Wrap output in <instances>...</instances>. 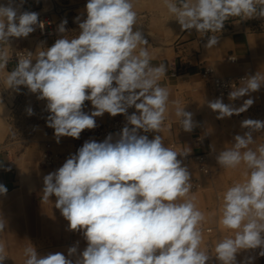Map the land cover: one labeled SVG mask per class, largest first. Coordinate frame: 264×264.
I'll use <instances>...</instances> for the list:
<instances>
[{
  "label": "clouds",
  "instance_id": "9594fccd",
  "mask_svg": "<svg viewBox=\"0 0 264 264\" xmlns=\"http://www.w3.org/2000/svg\"><path fill=\"white\" fill-rule=\"evenodd\" d=\"M22 4L23 0L19 5L15 0L0 4V43L9 45L10 38H26L35 31L38 13L18 12ZM163 5L181 31L195 30L202 37L221 32L229 18H264V0H163ZM85 9L86 19L76 18V37L62 35L35 59L31 52L21 55L5 84L17 92L24 86L47 101L46 126L54 129L57 143L61 137L78 139L83 130L97 127L95 118L105 113L124 114L127 123L115 140L109 134L103 142L85 141L43 178L41 201L56 197L55 207L69 222V230L83 232L86 248L73 261L60 252L39 255L33 246L27 247L24 264H207L211 257L201 249L199 227L205 216L189 195L191 174L177 158L190 151L166 147L161 135L149 139L139 134L160 132L166 119L169 92L158 83L167 73L166 65H151L133 0H87ZM66 24L63 20L58 26L60 34L66 33ZM218 42L210 35L205 47ZM8 59V52L0 49V70ZM262 86L264 74L257 72L233 84L229 100ZM85 101L94 108L90 114L82 110ZM253 103L249 96L237 108L217 98L208 107L218 113L217 119H224L247 111ZM133 106L136 112L128 115ZM27 114L33 115V109L29 107ZM175 115L184 131L193 130V114L178 102ZM241 128L248 131L235 135L231 147L216 156L223 168L243 164L246 169V179L222 196L219 223L235 235L215 245L214 256L221 264H236L242 250L261 248L259 255L264 256V144L250 147L255 144L253 133L264 130V121L244 119ZM6 193L0 184V195ZM4 221L0 219V232ZM76 254L77 246L68 249L69 257ZM6 257L0 243V264Z\"/></svg>",
  "mask_w": 264,
  "mask_h": 264
},
{
  "label": "crops",
  "instance_id": "0c3cea01",
  "mask_svg": "<svg viewBox=\"0 0 264 264\" xmlns=\"http://www.w3.org/2000/svg\"><path fill=\"white\" fill-rule=\"evenodd\" d=\"M51 0H23L18 12L30 11L29 4L34 6L49 5ZM76 4L78 14L72 17L74 30L64 36L72 39L78 35L79 24L76 20L86 19L85 4L87 0H63ZM9 0H0V4L7 5ZM19 5L20 0H15ZM134 10L137 12V26L148 40L147 50L152 57L150 63L153 67L160 64L166 65L167 73L159 84L167 88L169 92L168 109L164 121V131L168 138L180 142L188 154L206 152L211 155V176L201 173L199 182L203 183L205 190L201 195H195L194 203L204 213L205 219L199 227L202 230L201 249L214 256L215 245L218 241L228 236H234V230L224 229L219 223L223 193L236 183H242L245 179V166L242 164L235 169L223 168L218 165L216 156L224 149L231 147L235 135H243L247 129L241 128V123L231 117L217 119V112L208 107V103L214 100L208 84L202 78L204 68L213 67L219 75H233L250 77L257 72L264 74V32H254L244 29L237 23L227 22L221 32L197 33L193 30L181 31L180 25L163 5V0H133ZM43 9L36 10L38 15ZM134 26V31L136 27ZM35 31L26 38H10L9 45L0 43V49L8 52L9 58L19 48H33L35 54L43 47H51L55 40L62 37L40 38L38 24ZM215 35L219 38L218 44L207 49L205 47L208 37ZM40 45L41 49L36 51ZM236 55L238 62L232 64L227 61L229 55ZM35 59V55H34ZM35 61H33L34 63ZM17 63L8 60L5 69L0 70V180L7 188L6 195H0L5 204L16 206L18 202L29 204L27 224L22 220L19 226L6 227L17 232L19 248L25 249L33 246L39 255L60 252L68 259L75 261L77 256L86 248L87 241L82 231L69 230V222L54 210L56 197H50V201H41L43 178L49 173L60 168L70 155L75 154L70 137H61L57 143L54 138V129L46 126V118L50 113L46 109V100L37 99L38 94L31 93L26 87L20 86L19 92L8 89L5 84L6 74L13 70ZM176 68L179 78L172 77V68ZM249 96L254 103L247 111L243 112L245 119L264 121V86L257 92L250 93L229 103L235 107L242 106ZM177 102L185 111L193 114L194 127L191 132H186L178 126V118L175 115ZM32 108L34 114L29 116L27 109ZM91 113L94 108L90 101H85L82 109ZM136 112V109H135ZM138 114V113H137ZM121 114H118L119 116ZM108 113L97 120H105ZM202 136L204 141L197 145L194 138ZM255 149L264 144V130L253 133ZM47 144H51L52 151L59 155V163L56 167L46 169L40 166L39 161L46 150ZM195 164L188 169L193 170ZM199 171V170H198ZM197 180L196 178H194ZM193 179V180H194ZM191 181V183L193 182ZM201 183V185H202ZM213 229L212 233H206L205 229ZM264 235V234H262ZM6 237V235H5ZM16 242V240L14 241ZM77 246L76 256H68V249ZM8 247V246H7ZM13 248L15 245L13 243ZM262 249L242 250L236 254V264H247L248 258L251 264H264V256L259 253ZM213 254V255H212ZM21 260L18 264H24ZM4 264H12V261H4ZM17 264V263H15Z\"/></svg>",
  "mask_w": 264,
  "mask_h": 264
},
{
  "label": "built area",
  "instance_id": "2783aa9c",
  "mask_svg": "<svg viewBox=\"0 0 264 264\" xmlns=\"http://www.w3.org/2000/svg\"><path fill=\"white\" fill-rule=\"evenodd\" d=\"M29 10L30 12H35L36 10H40V7L34 6V4H29ZM72 6H69L68 4H62L59 3L57 0H52L51 8L48 10H42V12L38 15V31L40 38H47L55 36L57 37L59 32L57 31L58 26L63 20H67L66 14L70 12ZM227 22H234L242 26L244 29H249L250 31L254 32H264V18L260 17H253L249 19H242V18H229L225 23ZM43 25L41 27L40 25ZM66 30H69L70 27L68 23L66 24ZM48 48L46 46L43 47ZM28 52L33 53V59L35 55V51L33 48H24L21 47L17 49L9 58L8 60L14 61L18 63V59L21 55L26 56ZM227 61L235 64L238 62V57L236 55H229L227 57ZM172 77L179 78L180 74L178 70L174 67L172 68ZM202 78L204 81L208 84V86L211 89V92L215 99L222 98L223 103L225 104H231L229 103V93L232 90V85H239L241 79L246 78L245 76H233V75H219L217 71L213 67H207L204 68L201 72ZM233 107H235L234 104H231ZM135 112V107H130L127 111V114L130 115ZM235 118L243 121L244 115L240 113L239 115H233ZM127 120L126 116L124 114H121L119 116H107L105 120H97L96 124L97 127L94 129H85L81 132L80 137L78 139L71 138L72 146L75 149V152L78 151L80 147L83 146L85 141H88L90 139H94L97 142H103L106 137L109 134L113 135V140L118 138V134L121 132L122 128L126 125ZM131 127V125H129ZM139 134L141 135H147L149 139L154 138L156 135H161L163 138V143L166 147H170L173 150L182 153L186 152L184 146L175 140H167L163 136V126L161 128L160 132H148L144 133L143 130H140ZM197 145L201 146L203 144V137L198 135L194 138ZM182 161V166H186L187 168L194 163L198 170L202 174H210V168H209V158L208 154L206 152H201L198 154H187L184 155H178L177 157ZM59 155L55 154L51 149V144H47L46 150L43 152L40 164L44 168H54L59 163ZM1 184V180H0ZM193 190L200 189L202 187L201 183L199 182V179L193 180ZM207 232H210V229H205ZM207 264H221L220 261L214 258H210V260L207 262Z\"/></svg>",
  "mask_w": 264,
  "mask_h": 264
},
{
  "label": "rangeland",
  "instance_id": "374dc122",
  "mask_svg": "<svg viewBox=\"0 0 264 264\" xmlns=\"http://www.w3.org/2000/svg\"><path fill=\"white\" fill-rule=\"evenodd\" d=\"M57 1L59 3L68 4L69 6H72L70 12H68L66 14V17H65L67 19V23H68L70 29L67 30L65 34L58 33L59 34L58 37H62V35L66 36V35H69V34H71L73 32L74 26L72 24V19L71 18L78 14L79 10L77 8H75V5H77L78 3H81V2H76V4H73V3H70L69 1L68 2L67 1H63V0H57ZM86 4H87V2H86ZM51 5H52V0L50 1L49 5H47L46 7L41 6L40 9L48 10V9L51 8ZM37 49L40 50L41 46L38 45L36 47V51H37ZM209 89H210V87H209ZM214 100H215V98H214ZM231 118L239 121L240 123L242 122L241 120L235 118L234 116H231ZM244 119H245V116H244ZM177 123H178V126H180V120ZM162 126H163V136H164V138L169 140V141L170 140L172 141V138H168V136L166 135V132L164 131V123H163ZM208 158H209V168H210V163L212 162L211 155L208 154ZM39 164H40V161H39ZM40 166H41V164H40ZM46 169H51V168H46ZM188 171H189V169H188ZM189 172L191 174V181L194 178L200 179V177L202 176L201 172L198 171V168H197L196 165H195L194 169L189 171ZM211 173H212V171H211V168H210V174H206L204 176L210 177ZM191 190H192L191 192L193 194L201 195L204 192V190H205V186L202 183V187L200 189H197V190L191 189ZM27 210H29V204H25V202H20L19 201L18 204L16 206H14V203L13 204H5L4 202H2V199H0V219H4L5 220L4 221L5 229H6V227H10V226H14V227L19 226L20 223H21V220L25 224H27V220L29 219L28 214H27ZM54 210H55V212L57 214H61L60 210L57 209L56 207L54 208ZM207 229H210V232H207L205 230L206 233H212L213 229H211V228H207ZM11 230H13V229H8L6 233L0 232V243H3L5 245V255L7 256L6 259H5V262H7V260H9V261H12V264H15V263L18 264V263L21 262V260H25L26 259L25 254H24V250L25 249L19 248V242L17 241L18 239H16V236L18 235V231L17 232H12ZM5 235H6V237H5ZM15 240H16V242H14ZM13 243L15 245V248L12 247Z\"/></svg>",
  "mask_w": 264,
  "mask_h": 264
},
{
  "label": "bare ground",
  "instance_id": "6f19581e",
  "mask_svg": "<svg viewBox=\"0 0 264 264\" xmlns=\"http://www.w3.org/2000/svg\"><path fill=\"white\" fill-rule=\"evenodd\" d=\"M192 164H194V163H192ZM192 164H191V165H192ZM191 165H190V166H191ZM190 166H189V167H190ZM189 167H188V168H189ZM188 168H187V169H188Z\"/></svg>",
  "mask_w": 264,
  "mask_h": 264
}]
</instances>
